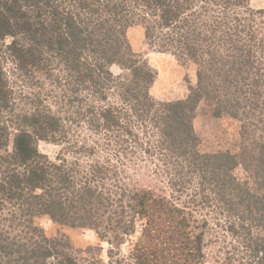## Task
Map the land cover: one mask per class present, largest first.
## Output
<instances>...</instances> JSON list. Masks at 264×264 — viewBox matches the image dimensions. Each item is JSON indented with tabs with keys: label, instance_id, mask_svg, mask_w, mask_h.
<instances>
[{
	"label": "trees",
	"instance_id": "trees-1",
	"mask_svg": "<svg viewBox=\"0 0 264 264\" xmlns=\"http://www.w3.org/2000/svg\"><path fill=\"white\" fill-rule=\"evenodd\" d=\"M135 26L147 45L195 66V86L165 111L149 97L154 72L131 50ZM114 65L130 77L113 75ZM200 102L256 140L237 156L201 153L191 123ZM39 141L72 159L50 160ZM139 158L153 167L146 185L124 176ZM43 217L104 237L129 236L139 222L130 264H200L208 244L221 264H264V8L0 0V264H81L65 237L46 236Z\"/></svg>",
	"mask_w": 264,
	"mask_h": 264
},
{
	"label": "rangeland",
	"instance_id": "rangeland-1",
	"mask_svg": "<svg viewBox=\"0 0 264 264\" xmlns=\"http://www.w3.org/2000/svg\"><path fill=\"white\" fill-rule=\"evenodd\" d=\"M249 6L253 9L264 8V0H249ZM127 38L133 53L139 56V59L145 60L155 75V80L149 88V97L156 105H159L162 111L165 107L184 101L191 87L195 86L197 77L196 69L192 64H185L179 61L174 55L161 52L147 45L144 39L143 29L140 26L129 28ZM11 39H7L9 44ZM12 62L6 60L4 69L8 73L11 86L18 93L19 82L12 72ZM113 75L124 79L130 77V72L121 66L111 67ZM19 81V82H18ZM15 84V85H14ZM17 85V86H16ZM16 86V87H15ZM157 108V106H156ZM162 119V118H161ZM3 121V120H2ZM160 122L164 123L160 120ZM193 134L198 141V149L205 154H231L237 156L241 153V148L248 146L256 138L250 130L243 133L241 121L227 115L217 117L213 114L212 108L206 102H200L193 112L191 119ZM8 151H12L14 132L10 131L5 137ZM4 147V148H5ZM4 148L2 150H4ZM38 151L46 155L50 160L55 161L59 155L72 159L73 155L67 156V153H61L63 146L51 141H39L37 143ZM99 158V156H98ZM83 161L88 160L80 158ZM144 160V159H143ZM140 158L135 169L126 168L127 178L137 181L141 184H148V175L153 167L148 162H143ZM234 175L238 178L245 177L246 172L242 166L234 169ZM147 175V176H146ZM39 226L47 237H65L67 245L74 255L85 263L94 258L92 264H130V251L134 243L140 236V224L136 223L135 233L124 235L121 230L104 237L98 236L94 230L88 228H71L65 225L55 224L51 219L43 217L37 220ZM119 234L118 241L111 242L113 236ZM112 236V238H110ZM205 247V258L200 264H221V254L218 253V245L208 244ZM84 260V261H82Z\"/></svg>",
	"mask_w": 264,
	"mask_h": 264
}]
</instances>
